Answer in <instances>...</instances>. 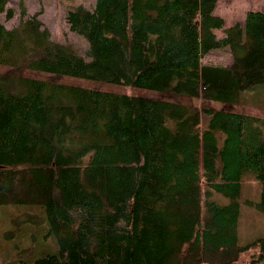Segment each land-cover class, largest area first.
Returning a JSON list of instances; mask_svg holds the SVG:
<instances>
[{
	"label": "trees",
	"instance_id": "trees-1",
	"mask_svg": "<svg viewBox=\"0 0 264 264\" xmlns=\"http://www.w3.org/2000/svg\"><path fill=\"white\" fill-rule=\"evenodd\" d=\"M217 1L70 6L85 55L52 40L21 4L16 26L0 22V66L232 104L264 83V11L226 26ZM217 48L229 64L203 62ZM247 178L264 210V117L0 71V205L44 207L13 216L33 225L13 229L29 241L0 264H258L264 236L238 242ZM43 221L41 236L58 248L33 256Z\"/></svg>",
	"mask_w": 264,
	"mask_h": 264
},
{
	"label": "rangeland",
	"instance_id": "rangeland-1",
	"mask_svg": "<svg viewBox=\"0 0 264 264\" xmlns=\"http://www.w3.org/2000/svg\"><path fill=\"white\" fill-rule=\"evenodd\" d=\"M23 4L26 13L32 14L38 13V18L43 25L47 27L50 33V38L58 43L68 42L72 47L81 55L86 54L87 42L85 40L70 31L69 25L66 22V12L70 6L82 4L86 7H91L94 4V0H9L6 4L8 8L13 10V16L6 20L4 13H0V22H2L7 28L16 26L20 17V5ZM250 7H256L264 9V0H218L215 5V12L221 14L225 21V25H230L234 19H240ZM217 36L222 35V29L216 30ZM203 62L206 63H220L229 64L231 62V55L226 48H217L209 51L204 56ZM0 71L4 72V75L8 78L16 79L20 75L35 74L37 77L46 78L53 81H59L63 83H71L80 86H93L110 90L117 93H128L133 95H146V96H161L167 97L171 100H175L182 103H196L197 105H207L213 108L231 109L234 111L257 115L264 117V83L249 89H244L240 92L239 97L235 103L227 104L221 101H208L201 102L199 99L190 98L183 94L172 93L166 91L163 93L152 92L144 90L131 85H115L99 83L86 80L78 77H67L56 74H46L43 72H31L22 69H13L0 66ZM207 117L202 115L201 124L206 126ZM240 194L238 201L240 204L239 211V225H238V242L240 245H245L248 242L253 241L257 237L264 236V210L257 204L261 202V189L258 183L251 178H247L241 183ZM251 201L252 204L248 203ZM22 212H33L38 215H44V207L40 204H22L12 203L6 205H0V261L19 251V247L14 244L18 242L20 247L26 246L29 241V237L26 234H22L23 231L15 229L17 225L23 226V229L29 232L27 229L33 225L28 220L23 218L20 222L13 221V216ZM47 227L45 221L41 222L36 227V233H34V242L37 246L33 256H41L43 252L56 251L58 248L56 238L54 235L43 238L41 232ZM13 230V231H12ZM264 264V261L258 263Z\"/></svg>",
	"mask_w": 264,
	"mask_h": 264
},
{
	"label": "crops",
	"instance_id": "crops-1",
	"mask_svg": "<svg viewBox=\"0 0 264 264\" xmlns=\"http://www.w3.org/2000/svg\"><path fill=\"white\" fill-rule=\"evenodd\" d=\"M260 10V11H264V9H259V8H256V7H250L248 10ZM214 13H216L217 14V12H215V10H214ZM219 15H221V14H219ZM222 16V15H221ZM223 17V16H222ZM224 18V17H223ZM225 20V19H224ZM236 21H240V22H244V15L240 18V19H234V21H231L230 23L232 24V23H234V22H236ZM226 22V21H225ZM229 23V24H230ZM215 32H216V30H215Z\"/></svg>",
	"mask_w": 264,
	"mask_h": 264
}]
</instances>
